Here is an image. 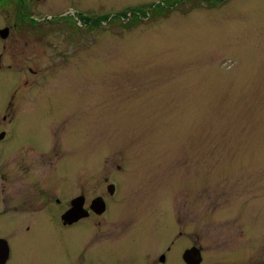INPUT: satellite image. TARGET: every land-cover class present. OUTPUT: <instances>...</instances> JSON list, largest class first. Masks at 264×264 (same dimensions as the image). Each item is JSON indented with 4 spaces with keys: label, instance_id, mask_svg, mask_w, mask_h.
Instances as JSON below:
<instances>
[{
    "label": "rangeland",
    "instance_id": "1",
    "mask_svg": "<svg viewBox=\"0 0 264 264\" xmlns=\"http://www.w3.org/2000/svg\"><path fill=\"white\" fill-rule=\"evenodd\" d=\"M73 4L120 13L129 8V24L122 27L121 15L115 16L119 23L86 33L81 46L70 45L66 29L52 27L56 22L29 25L13 39V51L2 50V100H45L50 86H75L78 158L96 159L99 179L107 164L125 158L139 206L152 207L167 222L170 213L191 219L194 237L205 249L209 244L211 261L221 248L245 245H253L260 259L264 0ZM9 8L2 7L1 26ZM38 31L45 38H36Z\"/></svg>",
    "mask_w": 264,
    "mask_h": 264
},
{
    "label": "flooded vegetation",
    "instance_id": "2",
    "mask_svg": "<svg viewBox=\"0 0 264 264\" xmlns=\"http://www.w3.org/2000/svg\"><path fill=\"white\" fill-rule=\"evenodd\" d=\"M48 1L0 0V30L7 28L6 36L0 35V72L2 50L29 25L56 22L52 27L66 29L70 45L81 46L86 33L119 23L115 16L121 15L122 27L129 24V8L120 13L80 8L73 0ZM2 7H11L3 27ZM38 7L64 8L41 12ZM56 86L45 89V100L0 96V264H193L187 257L195 248L197 264L264 263L253 245L221 248L211 261L209 244L205 249L194 237L191 219L170 213L167 222L152 207L139 206L125 158L107 164L99 179L96 159L78 158L79 92Z\"/></svg>",
    "mask_w": 264,
    "mask_h": 264
},
{
    "label": "water",
    "instance_id": "3",
    "mask_svg": "<svg viewBox=\"0 0 264 264\" xmlns=\"http://www.w3.org/2000/svg\"><path fill=\"white\" fill-rule=\"evenodd\" d=\"M7 34V28H3L0 30V35L2 37H5ZM188 262L193 263V264H197L200 261V255H199V251L195 248L194 250V254L191 253L189 256L187 257Z\"/></svg>",
    "mask_w": 264,
    "mask_h": 264
},
{
    "label": "trees",
    "instance_id": "4",
    "mask_svg": "<svg viewBox=\"0 0 264 264\" xmlns=\"http://www.w3.org/2000/svg\"><path fill=\"white\" fill-rule=\"evenodd\" d=\"M176 1V0H175Z\"/></svg>",
    "mask_w": 264,
    "mask_h": 264
}]
</instances>
